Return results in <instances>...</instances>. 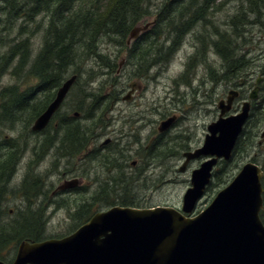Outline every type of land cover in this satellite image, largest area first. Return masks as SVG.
I'll list each match as a JSON object with an SVG mask.
<instances>
[{
  "label": "rangeland",
  "instance_id": "1",
  "mask_svg": "<svg viewBox=\"0 0 264 264\" xmlns=\"http://www.w3.org/2000/svg\"><path fill=\"white\" fill-rule=\"evenodd\" d=\"M104 1L107 2V4H110L114 0ZM151 1H156V4L152 9L160 6L164 7L166 3L170 2V0ZM254 1L262 2L264 0ZM163 2L165 3L162 5ZM204 2H206V0H200L201 4L208 5ZM183 3L185 5L190 4L189 6L193 11L199 7V5L196 7L192 6V4H194L193 0H184ZM247 5L248 3L245 0H213V3L208 5L212 6V8H206L203 19L196 18L199 13L198 11L186 15V17L192 19V22L195 24L198 22V26L194 31L201 33V38L207 44L201 51L204 56L198 59L197 64L194 66V70L198 72L197 76L199 78L190 82V84H197V88L202 86L209 88L212 86L210 81L201 84L199 79L202 77H214L216 82V93H214V95L216 94L217 97H223L228 94L231 88H235L236 85H238L240 78L246 80L249 85L251 82L256 81L257 77L254 75L258 76V73H255V71H257L259 67L264 69V18L262 22L261 20L249 17L245 24L239 26L240 32L232 29L231 24V19L240 13V9H247ZM37 7H39V5L32 6V4L29 3V0H0V80L1 86H4V88H0V139H3L6 144L16 143L14 166L17 167L14 171L13 177H10L7 183H0V207L2 209L0 222H12L17 223L16 225H18L19 221L17 219L20 218V210L24 209L21 208L24 205L23 198H18L13 192H8L5 196V192L12 188H17V186L20 187L19 183L25 175H29L30 180L44 178V181L41 184L42 187L35 186L40 196H37V199L33 197V201H31L29 208H31V212H36V220L39 223L45 219L47 226L45 236L59 237L73 231L72 226L78 221L80 215L71 216L72 212L78 209L80 214L82 213V208H79V202L73 203L70 208H48L52 202L48 205V201L46 200L52 196V192L47 194L45 189H43L45 185L53 186L54 189L61 180V178L58 177V175L61 174V171L66 173L68 168H71L68 161L69 157L66 154L68 149L60 146L61 141L67 140L66 133L68 130L66 127L63 128L57 138V147H54L47 157L45 154L48 153V150L43 149V160L31 163L27 156V151L31 150H27L23 146V142H29V145L32 148L38 147L47 139L45 136L48 133L49 127L44 131H41L39 135L32 134L31 123L33 119L35 120L40 114L42 106H39L38 103H33L30 105L26 104L23 107H16L12 102V100H14L20 93L24 92L31 84L36 82V79L29 74V70L33 63V59L36 57L44 43L46 32L49 28V19L50 16H52L50 10H45L35 15L36 13H34V11ZM27 9H29V15H26ZM261 14H264V10H262ZM88 39L89 37L83 42H86ZM110 39L111 41L102 40L99 46L101 61L109 64L108 67L101 69L108 71L109 73L106 74L98 71L100 67L94 66L93 64L95 60H88V64L84 62L82 65V79L81 81L79 80L80 84L77 86L76 92L86 90L87 94L112 92V94L116 95V92L122 87L120 83L117 82L114 69H118V63L128 54V52L125 51L118 39ZM26 40L29 41L31 47V50L29 51L31 53L29 63L27 66H23L20 70L21 74L17 75L13 73L12 70L17 64L18 57L12 59L11 51H13V49L21 42ZM191 41L194 43L195 39ZM191 44H189L190 46L188 45L187 49H184V51L179 54L180 57L178 55L172 63L166 59V67L164 68L163 74H161V69L158 67L144 66L145 73L143 78L145 81L149 82V90L144 94L143 98L138 97L139 101L144 103L141 108L144 110H147V108H159V110L156 109L157 112L155 114L149 115L150 119L158 120L161 117L175 113L171 108L176 107L177 105L171 101V97L174 95L175 98L179 99L178 93L186 91L176 88L174 82L180 80L181 77H185L188 80L192 79V76L188 75L189 72L185 71L189 57L196 52V46H191ZM195 44L197 45L200 43L195 42ZM240 59H242L241 62L239 61ZM124 64L125 66L123 69L125 68V70L120 77V80L126 82L129 77V72L134 70L131 64L135 63H133L132 60H127ZM5 65L6 69L2 71V68ZM92 66H94L95 69H91ZM73 72H75L74 67L70 66L64 78H69L73 75ZM91 75H94V77L91 78ZM133 78L134 76L130 75L127 83ZM104 80L107 84H105ZM111 83H113V87L109 86ZM13 86H17V92L13 94L14 96H12V99H7L10 93V88ZM124 87L125 89L128 88L127 85H124ZM173 89L176 93L172 91ZM76 92L73 95L70 94L68 96L61 109L62 112L55 118V122L59 126L62 123L63 117L68 114L72 115L74 111H78L76 108L79 104L80 98L76 95ZM43 96L44 94L41 95V98ZM175 102L178 103L177 100H175ZM241 102L242 100L240 99L236 100L235 106H238ZM124 104L126 106V103ZM179 106L181 108V103ZM189 106H191V104L187 103V105H184L183 107H185L186 110ZM110 109L114 110L110 113V115H113L116 112V108ZM192 120L194 121L192 127L193 132L200 135L204 129L202 125L205 121L204 117L194 118ZM74 125H76V123L72 126ZM248 128L250 130V135L252 133L256 135L262 134L264 130V108L259 109ZM77 132L81 134L82 130L78 128ZM177 134H181V126L178 130L172 131L170 137H173V140H178V142L170 144V150L176 151L177 146L179 147L181 144V139L176 136ZM88 139H91V137L88 136ZM143 140H148L147 134L143 137ZM262 140L263 138L261 137L260 142ZM11 155L12 154L8 156L6 165L11 162ZM254 157L260 162L264 159V148L258 144V139L250 146L245 144L244 149L236 151L235 155L229 162V165L223 168L225 172L224 179L226 182L220 187L216 186L212 188V190H208L205 197L200 201V207L197 209H204L201 208V206L205 204L208 205L216 195L217 191L237 174L242 164ZM75 161L76 159H73V163ZM180 164V160L177 158L169 162L168 168L170 171V181L164 183L162 186H159V182L162 180L160 177L162 174L160 168L154 167V169H149L147 171L151 178V180L146 181L145 188L149 195L146 198L147 202L151 201L152 203L159 204L169 203L179 206L181 205L189 181L188 175L181 176V174H178V176L175 177L174 171ZM58 169L61 171H58ZM8 174L11 175V172ZM62 177L64 178L63 174ZM221 178H223V175L218 174L214 180L215 183ZM59 199L61 202L60 205L53 203V207H60L65 200L69 199V195L65 194L59 196ZM34 201L36 202L34 203ZM11 209L14 210L13 214L9 213V210ZM28 215H30V212H28ZM83 216L85 217L86 214ZM17 233L21 235L18 231ZM17 233L11 236V240L14 242L11 245L14 246L16 244L15 247H17V249L12 251L10 249L6 250L7 247L4 249V253L7 254V258L4 260L7 262H11L14 259L16 251L18 250L21 240L18 239Z\"/></svg>",
  "mask_w": 264,
  "mask_h": 264
},
{
  "label": "water",
  "instance_id": "2",
  "mask_svg": "<svg viewBox=\"0 0 264 264\" xmlns=\"http://www.w3.org/2000/svg\"><path fill=\"white\" fill-rule=\"evenodd\" d=\"M138 31L135 28L132 35ZM75 79L73 75L59 87L34 129L47 124ZM257 92L255 88L250 98H256ZM235 96L237 92L231 91L228 104L221 103L222 113L230 109ZM249 110L247 101L239 114L213 123V136L194 155L231 157ZM261 137L264 139V130ZM216 161L213 158L194 172L192 187L184 198L185 212L193 211ZM263 175L257 163L247 162L210 205L195 216L172 207L115 206L63 238L21 241L11 264H264V223L260 217ZM0 264L7 263L0 260Z\"/></svg>",
  "mask_w": 264,
  "mask_h": 264
},
{
  "label": "flooded vegetation",
  "instance_id": "3",
  "mask_svg": "<svg viewBox=\"0 0 264 264\" xmlns=\"http://www.w3.org/2000/svg\"><path fill=\"white\" fill-rule=\"evenodd\" d=\"M190 28L188 27V29ZM175 41L176 39L174 38L172 43ZM131 66L134 70L129 72V77L133 75L134 78L129 83H127L129 77L126 82L120 80L124 73H122L123 68L117 72L120 74L118 80L122 87L116 92V95L110 92L92 95L87 106L93 108L86 114L83 102L89 98V95L87 92L81 91L79 93L81 104L77 105L76 108L78 111L63 117L60 126L55 122L54 118L48 126L49 130L45 136L47 139L42 142L43 144L36 148L31 146L26 148L31 150L27 153L31 163L40 162L44 158L43 149L48 150V153L45 154L47 157L51 150L57 147V138L63 128L66 127L68 130L66 133L67 140L61 141L60 146L68 149L66 154L69 157L68 161L71 168H68L66 173L58 169V171H61L58 177L61 178L59 183L63 180H69L71 185L61 191H56L53 186L45 185L43 189H45L46 193L52 192V196L46 200L48 205L52 202L48 208H58V206L53 207V203L59 205L61 203L59 196L65 194L69 195V199L65 201L73 202L74 198L82 197L83 201L81 204L84 205L85 203L87 206L90 205L91 199L97 200L91 208H97L99 199L105 195H114L116 200L113 202L117 201L119 204H133V200L129 202L123 200L122 197L125 194H129L133 198L138 196L142 199L147 198L145 187L146 181L151 180L147 173L149 169L160 168L162 173L160 177L163 179L169 176L168 164L170 159L177 158L181 163V175L190 177L195 168L210 159L211 156L206 154H200L195 157L192 154L202 147L208 135L209 125L218 118L217 96L216 94L214 95L216 93L214 77H202L199 79L201 84L210 81L212 86L209 88L202 86L191 88L189 92H179V99L173 95L171 101L177 106L171 109L175 113L161 117L158 120H152L149 115L155 114L157 112L156 109L159 110V108H147V110H144L141 108L144 103H141L138 99L141 93L149 90V85L143 84L140 87L138 84V80L144 79V66L137 64H131ZM258 73L264 74L260 67ZM80 79L82 77L78 78V80ZM186 84L189 85L190 83L187 82ZM124 85H127L128 88L125 89ZM256 87L258 88L257 98L250 100V118L245 124L246 133L250 132L248 125L254 114L256 115L260 108H264V77H262L260 83L257 84L255 81L251 82L250 85L247 81L241 79L239 86H237L240 97H244L243 101L249 98V94ZM132 88L135 89V92L129 95L127 101L124 96ZM139 88L140 91L137 92ZM172 91L175 93L174 89ZM66 100L57 111L58 115L62 112L61 109ZM124 103H126V106ZM180 103L181 108L179 106ZM187 103L204 106V115L197 107L190 108L187 114L184 115L185 107L183 106H186ZM211 106L215 108L212 109ZM110 108H116V112L113 115H110V113L114 110ZM170 117H174L175 120L164 128L162 126L163 121ZM203 117L205 120L202 124L204 129L200 135H197L193 132L194 121L192 119ZM75 123L76 125L72 126ZM180 126L181 134L176 136L181 139V144L179 147L177 146L176 151L170 150V144L178 142V140H173V137H170L172 131L178 130ZM78 128L82 130L81 134L77 132ZM146 134L150 141L143 140ZM88 136L91 139H88ZM255 138L258 139V135ZM247 139L249 140V138ZM73 159H76L74 163ZM229 162L226 164L229 165ZM222 164H224V161H217L212 172L213 179L216 178L218 167ZM0 179L8 181V178ZM43 181L44 178L30 180L29 175H25L19 186L21 191L24 190L28 195L37 197L40 195L35 186L42 187ZM107 197L104 198V202H112L111 200L107 201ZM138 205L140 204L138 203ZM60 208L62 207L60 206Z\"/></svg>",
  "mask_w": 264,
  "mask_h": 264
},
{
  "label": "trees",
  "instance_id": "4",
  "mask_svg": "<svg viewBox=\"0 0 264 264\" xmlns=\"http://www.w3.org/2000/svg\"><path fill=\"white\" fill-rule=\"evenodd\" d=\"M177 1L175 0L174 2ZM245 1L248 3L247 9H240V13L231 19L232 29L237 32H240L239 26L245 24L249 17L263 22L264 14H261V12L264 10V1ZM29 3L32 6L39 5V8L34 13L45 10L52 12L44 46L33 59L29 70V74L38 80L36 87L44 91L47 90V93L42 97L45 107L53 98L54 89L56 90L61 86L63 80H65L64 76L70 66L74 67L75 72L82 74V65L85 62V58L96 48L95 44H86L87 41H83L88 37L91 41L101 37V35L96 34L97 30L112 29L122 31L125 29L126 31L132 26L131 23L136 20L135 14L144 13L148 0H114L110 4H107L104 0H29ZM80 3L81 9H77V4ZM198 3H200V0H194L192 6L196 7ZM206 3L208 5L212 4L213 0H206ZM198 12L196 18L203 19L204 9L202 8ZM26 15H29V9L26 10ZM175 28L178 29L177 26ZM30 50L31 47L28 40L21 42L11 51V58L18 56L20 60L22 58V64L27 66L31 54ZM239 61L241 62L242 59ZM16 92V89L13 88L7 99H12V96H14L12 94ZM244 138H250V141L245 142L241 137L236 146L237 150L244 149L245 144L247 146L253 144L255 134L250 135V133L245 131ZM262 147L264 148V146ZM261 163L264 164V159ZM223 181L224 175L213 186H218ZM262 184L264 187V178ZM27 215L28 213L20 215V218L17 219L19 221L18 225L12 222H0V260L7 258V254L4 253L6 247V250H16V244L14 246L11 245L14 243L11 240V236L17 231L21 234L17 233L19 240L28 238L42 240L45 238L44 222L39 223L36 220L37 216L34 211L30 212L28 217ZM260 215L264 222V208L261 210Z\"/></svg>",
  "mask_w": 264,
  "mask_h": 264
},
{
  "label": "bare ground",
  "instance_id": "5",
  "mask_svg": "<svg viewBox=\"0 0 264 264\" xmlns=\"http://www.w3.org/2000/svg\"><path fill=\"white\" fill-rule=\"evenodd\" d=\"M228 52V51H227ZM30 54V53H29Z\"/></svg>",
  "mask_w": 264,
  "mask_h": 264
}]
</instances>
